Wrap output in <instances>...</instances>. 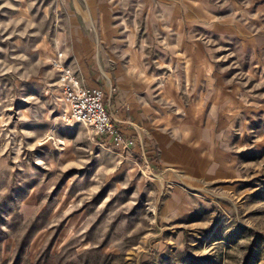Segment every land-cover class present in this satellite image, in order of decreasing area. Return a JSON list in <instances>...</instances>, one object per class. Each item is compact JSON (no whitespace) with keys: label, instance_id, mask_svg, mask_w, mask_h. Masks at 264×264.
Here are the masks:
<instances>
[{"label":"rangeland","instance_id":"obj_1","mask_svg":"<svg viewBox=\"0 0 264 264\" xmlns=\"http://www.w3.org/2000/svg\"><path fill=\"white\" fill-rule=\"evenodd\" d=\"M97 49L167 108L126 151L61 120ZM0 264H264V0H0Z\"/></svg>","mask_w":264,"mask_h":264},{"label":"crops","instance_id":"obj_2","mask_svg":"<svg viewBox=\"0 0 264 264\" xmlns=\"http://www.w3.org/2000/svg\"><path fill=\"white\" fill-rule=\"evenodd\" d=\"M90 48V45H88L87 49ZM86 51L88 52L85 54L82 51L79 57H76L70 65L83 78L87 86L99 87L105 91L107 109L115 117L117 125L125 134L134 137L137 144L136 135H143V131L155 126L157 121L167 126L169 122L167 108L161 107L160 112L164 111V113H161L160 118H157L153 94L143 93L137 83L124 80L121 67L119 68L123 63L118 55L110 52L108 57L102 56L100 49H97L96 55L89 53V50ZM114 80L118 84L119 91L113 96L107 89ZM163 156L167 155L164 153ZM177 159L175 158V160ZM206 161L204 166L208 171L212 170L211 165L213 164H215V167L219 166V160L208 158Z\"/></svg>","mask_w":264,"mask_h":264},{"label":"built area","instance_id":"obj_3","mask_svg":"<svg viewBox=\"0 0 264 264\" xmlns=\"http://www.w3.org/2000/svg\"><path fill=\"white\" fill-rule=\"evenodd\" d=\"M53 65L58 71V87L64 104L60 116L65 124H83L100 144H110L122 151L136 145V139L125 134L108 111L107 96L102 88L87 86L78 72L66 62L62 52H58Z\"/></svg>","mask_w":264,"mask_h":264}]
</instances>
